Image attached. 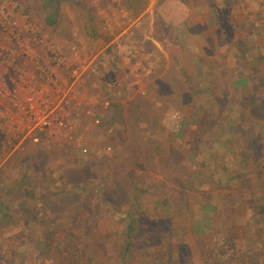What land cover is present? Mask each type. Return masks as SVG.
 <instances>
[{"label":"rangeland","instance_id":"obj_1","mask_svg":"<svg viewBox=\"0 0 264 264\" xmlns=\"http://www.w3.org/2000/svg\"><path fill=\"white\" fill-rule=\"evenodd\" d=\"M147 4L0 0V264H264V0Z\"/></svg>","mask_w":264,"mask_h":264},{"label":"crops","instance_id":"obj_2","mask_svg":"<svg viewBox=\"0 0 264 264\" xmlns=\"http://www.w3.org/2000/svg\"><path fill=\"white\" fill-rule=\"evenodd\" d=\"M155 2H156V0H148L147 7H145L142 11H140V13H138V15H136L137 17L134 19V21L132 23L134 25H138L140 23L141 18L146 13H150V14L154 13V8H155L154 5H156ZM180 5L182 6V3H180ZM76 34H78V33H76ZM115 40H116V38H115ZM120 40L121 39H119V43H117L116 41L113 42V44H114L113 45L114 46V50H113L114 55H115V53H119L121 55V56H119L117 58L116 62L114 63L115 64V68L112 69L108 64H104L102 69H104V71H109V72L110 71H113V72L116 71L117 79H115V80H117V82L119 83V86H121V87L123 86L124 87V85H125L127 90H130V88H131V90H134V88H136V87L138 88L141 85L143 86L144 85V83H142L143 78L145 79L146 77H148L150 72L153 73L158 68L157 67V62H155V64L153 65V62H152V60L150 58V56L152 55L150 53H154L155 54V52L154 51H148L147 52L145 50L146 47L138 46V45H136V46L135 45H131L130 49L132 51L131 52L129 50L127 51L126 48H125L127 46L126 45H121ZM125 42H126V40H125ZM115 44H116V46H115ZM153 48L155 49V46H153ZM121 53H123V54H121ZM127 53H132L131 57H127ZM114 57L115 56H112L113 60H114ZM145 59H147V62H148L147 63L148 65L146 66V68L144 67V64L146 62ZM166 64H168V60H167ZM159 66L161 68L162 65L160 64ZM147 68H149V69H147ZM166 69H167V67L165 68V70ZM133 72H134V76L136 78H139V79H135V80H133V78L129 79L128 73H133ZM165 74L166 73L163 72V73L159 74V76L161 77V76H163ZM114 75H115V72H114ZM87 76L85 74L84 77L86 78ZM126 79H129L128 83L126 82L127 81ZM147 80L148 81H146V82L149 83V79L148 78H147ZM140 83H142V84H140ZM135 84L138 85V86L135 87ZM127 85H130V86L127 87ZM145 86H146V84H145ZM108 89H112V88H108ZM115 89H116V87L113 86V91H115ZM140 91L142 92V89H140ZM106 92L108 94L109 93L113 94L109 90H107ZM109 96L111 98V95H109ZM103 104L106 105V106H109V101H105V102H103ZM68 105H70V107L68 108V110H70V111H74L76 109V106H78L77 101L75 99L74 100L71 99L70 100V104H68ZM93 118L94 117L92 116V119ZM92 119H91V123H93ZM62 146H68V145H62Z\"/></svg>","mask_w":264,"mask_h":264},{"label":"built area","instance_id":"obj_3","mask_svg":"<svg viewBox=\"0 0 264 264\" xmlns=\"http://www.w3.org/2000/svg\"><path fill=\"white\" fill-rule=\"evenodd\" d=\"M15 40L18 41V37H15ZM20 42H21V40H20ZM64 63L65 62H63L62 58L59 55L55 54V57H54V65H55V67L57 68V66H59V65L62 66V65H64ZM76 73H77L76 70H72V76L76 77ZM44 74H45V78L46 79H48L50 81L52 80V74H53L52 69L47 70L46 72H44ZM27 90L29 91L28 92L29 96L27 97V101L30 104V106L28 108L29 112L27 111L28 112L27 115L30 114V116L33 117V121H35V122H33L32 124H34V127H36L35 129L37 130V128H45V127L49 126L50 123H51L50 121H47L46 119H43V117H42V119H40L39 117H36L35 113L33 112L34 111V107L31 104L34 96H44L45 95L44 90L42 91L41 89H38L35 92L33 90H31V89H27ZM13 93H16L15 90H13ZM41 107H44V108L46 107L44 101L42 102ZM37 112L42 114L41 111H37ZM86 113L90 114V111L87 110ZM67 117H68V115H65L62 118H57L56 117V118L53 119V122L56 125V127L60 128V129H63L65 131V134L69 135L72 132V127L68 123L66 124L65 119ZM91 117H92V115H91ZM92 122H93V124H97L98 123V121L95 118L92 119ZM71 134H72V136L69 135L68 139L69 140H74L73 132ZM82 151L84 152L85 149H83Z\"/></svg>","mask_w":264,"mask_h":264},{"label":"clouds","instance_id":"obj_4","mask_svg":"<svg viewBox=\"0 0 264 264\" xmlns=\"http://www.w3.org/2000/svg\"><path fill=\"white\" fill-rule=\"evenodd\" d=\"M178 118V113H176L175 110H169L164 113L161 119V124L165 127L171 128L176 124Z\"/></svg>","mask_w":264,"mask_h":264}]
</instances>
